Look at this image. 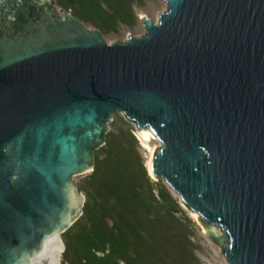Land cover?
<instances>
[{
    "label": "water",
    "instance_id": "1",
    "mask_svg": "<svg viewBox=\"0 0 264 264\" xmlns=\"http://www.w3.org/2000/svg\"><path fill=\"white\" fill-rule=\"evenodd\" d=\"M59 0H0V264H63L117 113L228 264H264V0H164L108 43Z\"/></svg>",
    "mask_w": 264,
    "mask_h": 264
},
{
    "label": "trees",
    "instance_id": "2",
    "mask_svg": "<svg viewBox=\"0 0 264 264\" xmlns=\"http://www.w3.org/2000/svg\"><path fill=\"white\" fill-rule=\"evenodd\" d=\"M147 0H59L103 34L134 26ZM115 119H121L120 126ZM95 168L76 184L83 215L63 237V264H203L200 228L140 154L138 129L117 113Z\"/></svg>",
    "mask_w": 264,
    "mask_h": 264
},
{
    "label": "rangeland",
    "instance_id": "3",
    "mask_svg": "<svg viewBox=\"0 0 264 264\" xmlns=\"http://www.w3.org/2000/svg\"><path fill=\"white\" fill-rule=\"evenodd\" d=\"M166 9H167V4L164 0H147L146 4L141 9H139V19L134 26H123L117 32H111V33L104 34V37L108 41V43H112L115 40H126L129 34L140 36L144 34L146 31V27L142 21V17L147 15L151 17L155 22H157L159 21L160 13L166 11ZM88 26L92 27L91 25H88ZM115 121L117 122V125L120 126V123L122 122L121 119H115ZM133 125L135 126V124ZM138 139L140 142V149H139L140 154L143 160L145 161V164L147 165V161L150 156V149L146 147L145 143L139 137ZM148 144H150L151 146H155L156 148V146L160 145V141L153 140V141H149ZM87 174L88 173L75 176L74 183L77 184L80 181H82ZM189 215L193 218L191 213H189ZM194 220L197 222L195 218ZM198 226L201 230L200 231L201 249L199 250L198 254L200 256L202 263L203 264H224V261L226 260V258L224 254L222 253L221 248L214 245L207 238V236L203 233L202 227L199 224Z\"/></svg>",
    "mask_w": 264,
    "mask_h": 264
},
{
    "label": "bare ground",
    "instance_id": "4",
    "mask_svg": "<svg viewBox=\"0 0 264 264\" xmlns=\"http://www.w3.org/2000/svg\"><path fill=\"white\" fill-rule=\"evenodd\" d=\"M138 136L145 143L146 147H148L150 149V156H149L148 161H147V167H148L149 173H151V165L150 164H151V158H152L154 150H155V146H151L150 144H148V142L153 141V140L158 141L159 139L157 136H155L151 132L150 129L139 131ZM191 214H192L193 218H195V219L198 218L197 213H191ZM226 262H227V259L224 261V264H228V262L227 263Z\"/></svg>",
    "mask_w": 264,
    "mask_h": 264
}]
</instances>
